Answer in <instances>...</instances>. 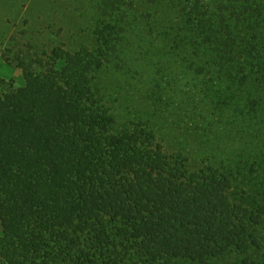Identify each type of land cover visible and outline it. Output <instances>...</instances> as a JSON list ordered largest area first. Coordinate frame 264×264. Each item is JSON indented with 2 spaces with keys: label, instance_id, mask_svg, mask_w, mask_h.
I'll use <instances>...</instances> for the list:
<instances>
[{
  "label": "trees",
  "instance_id": "16d2710c",
  "mask_svg": "<svg viewBox=\"0 0 264 264\" xmlns=\"http://www.w3.org/2000/svg\"><path fill=\"white\" fill-rule=\"evenodd\" d=\"M99 6L90 46L19 58L21 83H0V264H264V0ZM167 20L168 51L201 83L197 122L238 152L211 157V134L203 158L172 152L165 111L119 120L105 99L100 75L130 29L166 40Z\"/></svg>",
  "mask_w": 264,
  "mask_h": 264
},
{
  "label": "rangeland",
  "instance_id": "374dc122",
  "mask_svg": "<svg viewBox=\"0 0 264 264\" xmlns=\"http://www.w3.org/2000/svg\"><path fill=\"white\" fill-rule=\"evenodd\" d=\"M100 1L0 0V83L14 86L21 83L19 58L26 62L45 60L56 48L74 52L90 46L96 36L97 20H104ZM175 26L174 21L165 22L163 27L170 33L166 40L159 36L158 28H153L152 33L145 28L137 30L140 25L130 29L127 37L132 41L131 49L123 50L125 58L107 64L100 75L105 99L119 120H125L126 116L136 119L137 113L149 115L152 108L165 111L167 120L158 121L157 129L165 147L172 152L187 150L189 158H203L207 134L217 141L211 157L216 158L222 152L223 156L238 152L239 141L233 135L223 132V128L218 133L215 127L208 133L209 128L197 122H208L209 115L202 109L204 104L194 87L199 89L201 83L193 82L191 71L168 51L176 35ZM146 51H151L153 58L151 52L143 56ZM152 86L157 90L154 95L149 90ZM191 97L198 103V116L189 111Z\"/></svg>",
  "mask_w": 264,
  "mask_h": 264
}]
</instances>
